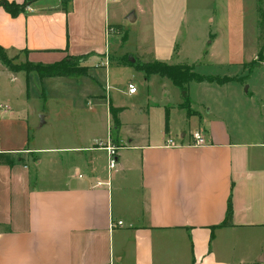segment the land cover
<instances>
[{
	"label": "crops",
	"instance_id": "0c3cea01",
	"mask_svg": "<svg viewBox=\"0 0 264 264\" xmlns=\"http://www.w3.org/2000/svg\"><path fill=\"white\" fill-rule=\"evenodd\" d=\"M4 1L23 6L13 16L0 5V45L7 52L27 51L42 64L79 56L84 76L87 63L98 54L95 65L105 70L104 103L94 90L87 94L98 101L93 113L106 119L102 142L118 148L111 172L106 150L97 147L101 140L95 137V147L69 142L63 147L0 148L15 159L13 165H0V264H264L262 95L236 82L190 81L182 92L168 77L142 72L134 93H128L127 83L120 95L113 94L117 88L110 86V64L131 68L118 63L123 56L107 54L109 36L121 41L125 26L109 7L116 0ZM144 9L130 7L124 18L134 23ZM180 14V42L185 49H199L197 58L151 60L240 67L259 50L254 35L252 58L237 55L233 61L227 29L200 30L199 9L184 14L183 5ZM213 22L210 12L208 23ZM199 31L206 48L194 42ZM237 37L235 49L242 54L248 44L242 29ZM189 100V108L196 109L191 115L183 109ZM109 106L122 108L118 128ZM112 127L115 135L109 132ZM196 131L202 132L205 145L193 144ZM169 138L176 146L166 144ZM58 151L74 155L48 161L39 156ZM21 152L22 157L17 155ZM42 165L46 171L40 173ZM228 197L232 220L221 227Z\"/></svg>",
	"mask_w": 264,
	"mask_h": 264
},
{
	"label": "rangeland",
	"instance_id": "374dc122",
	"mask_svg": "<svg viewBox=\"0 0 264 264\" xmlns=\"http://www.w3.org/2000/svg\"><path fill=\"white\" fill-rule=\"evenodd\" d=\"M183 5L184 14L199 9L197 26L200 30L206 26L210 28L211 32L217 26L223 30L227 29V41L231 42L228 52L233 61H238L237 55L242 57L240 60L252 58L251 39L254 38V35L258 36L257 41L260 44L259 35H264L260 29L261 18L256 11L255 0H186L185 3L180 0H116L109 7L116 10L117 18L125 21L122 31L126 32L127 38L125 41H120L117 37L110 40L112 35L109 36L110 41L108 40L106 47L107 54L115 57L127 54L128 58L132 56L136 61L133 66H130L131 68L110 64L112 69L109 78L110 86L117 88L115 91L111 89L113 94L117 91L116 94L120 95V90L125 88L127 83L133 82L132 84L138 85L143 72L141 73L136 65H140L144 61L158 58L166 63L186 62V60L190 61L191 58L197 56L199 49H185V45L180 42L178 22ZM136 6L139 9L144 6L146 11L133 23L129 18L125 19L124 17L130 7L134 10ZM210 12L214 20L213 23H208ZM112 21L115 23L114 20ZM149 22L152 25L151 30ZM241 29L243 37L248 42L242 54L241 50L235 49L237 33ZM201 33L203 34V31H199L198 40L195 37L194 42L197 47L204 46L206 48L207 44L200 41ZM152 46L157 50V54ZM258 51L255 49V57L240 67L231 64L220 67L197 64L193 66V70L203 76L213 75L226 78L229 82L243 83V89L248 86L255 88L264 98V56L258 58ZM27 54V51L7 52L8 61L11 65L17 66H23L29 62L38 63L31 60ZM94 56V59L87 63L90 66L87 76L63 78H39L36 72H30L27 78L23 72H17L15 73L16 77L13 78L12 74L14 73L4 68L5 66L0 62V67H3L0 68V148L63 147L69 142H75V144L79 142L81 147H87L93 144L94 137L101 140V143H105L106 141L102 142L107 134V128L104 125L105 116L93 113L92 107L98 101L92 94H87L88 89H91L94 90L93 94L99 95L98 98L100 96L103 98L105 95L104 91H101V85L105 86V70L96 67L95 59L97 57L99 60V56L98 54H94ZM192 92L191 90L189 93L194 98L195 93ZM190 101H188V105L192 102ZM102 103H104V98ZM190 108L191 112L196 111L193 106ZM109 132L115 135L113 127ZM102 137L103 139H101ZM92 147L95 145L93 144ZM17 155L22 157L25 154L21 152ZM55 155L58 160H65L66 155H74V152L58 151L57 153L42 152L39 154L45 161L51 157L55 159ZM32 166L31 163L30 167ZM31 170L35 171L34 168ZM45 171L46 168L42 165L39 172Z\"/></svg>",
	"mask_w": 264,
	"mask_h": 264
},
{
	"label": "trees",
	"instance_id": "16d2710c",
	"mask_svg": "<svg viewBox=\"0 0 264 264\" xmlns=\"http://www.w3.org/2000/svg\"><path fill=\"white\" fill-rule=\"evenodd\" d=\"M256 2V11L259 14L260 19V29L261 32H264V0H255ZM0 5H3L5 10H7L11 15H16L19 11L22 10L23 6L17 5L13 2H0ZM116 28H120L116 26ZM126 32L122 33V40H126ZM261 43L259 44L258 58L264 56V35H259ZM82 57H73L66 56L64 59L58 62L42 64V63H26L23 66L11 65L8 61L7 51L0 45V62L11 72L17 73L23 71L26 75L30 72H36L39 78L44 77H71V76H80L85 75L87 70L86 67L79 65V60ZM135 58L129 59L126 55L121 57L118 61L119 64H124L128 66H133ZM194 65H168L163 62L156 60H147L142 62L140 65H136V68L143 72L145 76L149 74H158L160 76L168 77L172 83L180 89H185L186 84L190 81L201 82L207 81L210 83H215L217 85H222L229 82L226 78H219L213 75H201L193 70ZM186 105L183 106L185 112L191 115V111L186 101ZM122 110L120 107L109 106V112L112 119V125L114 128H118L119 120L117 114ZM15 162L14 157L10 152L1 151L0 152V165H13ZM232 203L230 197L227 199L225 216L219 226H228L231 224L232 220Z\"/></svg>",
	"mask_w": 264,
	"mask_h": 264
},
{
	"label": "built area",
	"instance_id": "2783aa9c",
	"mask_svg": "<svg viewBox=\"0 0 264 264\" xmlns=\"http://www.w3.org/2000/svg\"><path fill=\"white\" fill-rule=\"evenodd\" d=\"M108 31H112V29H109L107 28ZM127 88H128V93H134L136 91V87L132 84V83H128L127 85ZM192 138H193V141H194V145L195 146H201V145H205L206 144V141L203 137V134L202 132L200 131H196L192 134ZM168 146H176V144L174 143V141L172 139H167V143H166ZM99 148L101 149H104L106 150V153H107V158H106V164H107V169L108 171L112 170V169H115L116 167V164H117V158H116V155H117V148L115 145L111 144L109 141H106L105 143H101L99 142L97 144ZM97 185H100L102 184V182L100 181H97L96 182ZM116 225H121V221H118L115 223Z\"/></svg>",
	"mask_w": 264,
	"mask_h": 264
}]
</instances>
